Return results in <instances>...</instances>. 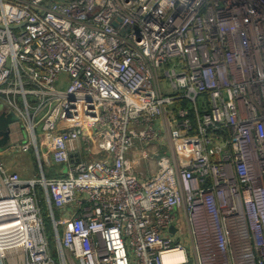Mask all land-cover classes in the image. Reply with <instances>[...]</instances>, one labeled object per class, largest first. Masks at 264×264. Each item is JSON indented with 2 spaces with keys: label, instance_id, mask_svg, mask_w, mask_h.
<instances>
[{
  "label": "built area",
  "instance_id": "obj_1",
  "mask_svg": "<svg viewBox=\"0 0 264 264\" xmlns=\"http://www.w3.org/2000/svg\"><path fill=\"white\" fill-rule=\"evenodd\" d=\"M0 106V264H264V0H0Z\"/></svg>",
  "mask_w": 264,
  "mask_h": 264
},
{
  "label": "rangeland",
  "instance_id": "obj_2",
  "mask_svg": "<svg viewBox=\"0 0 264 264\" xmlns=\"http://www.w3.org/2000/svg\"><path fill=\"white\" fill-rule=\"evenodd\" d=\"M188 104L191 107L193 106L192 103H190L189 101H188ZM0 108H1V106H0ZM19 129H20L22 134L17 135L15 139L18 140L20 143L26 144L27 138L25 136V131L23 128H19ZM38 136H40V135L38 134ZM156 145L159 148V143H156ZM161 152H162V147L155 154L161 155ZM155 154L151 155L150 158L157 160L158 157ZM0 161L8 171H10V169H13V168L19 169V172H21L20 176L24 179H31V178H38L39 177V173L37 171L38 163H37V160H36L35 155H34V151L32 150L31 146H28V150L21 151L20 153L12 152L8 155L3 154L0 156ZM56 168L61 169V171H65V167L57 166ZM141 169L145 172V177H148L149 170H150L148 165L146 163L143 164ZM36 194H37V198L40 202V207H41V211H42V216L44 218L45 227L49 228L50 220H49V217H47V208L45 205L44 191L43 190L41 191L39 188H37ZM67 211L72 212L73 208L71 206H68ZM180 241L182 242V244L184 245L186 250L189 252L191 245H190L189 234H188V231L186 229L185 230L184 229L178 230L177 234L175 235L174 242L172 244L180 242ZM50 245L52 246V241L50 242ZM54 260L56 263H58V258L56 256V254H54Z\"/></svg>",
  "mask_w": 264,
  "mask_h": 264
},
{
  "label": "water",
  "instance_id": "obj_3",
  "mask_svg": "<svg viewBox=\"0 0 264 264\" xmlns=\"http://www.w3.org/2000/svg\"><path fill=\"white\" fill-rule=\"evenodd\" d=\"M12 122H14V120L11 119L10 114L9 115H5L4 113L0 114V148L4 147L9 140L8 125ZM170 231L174 232L175 228H171Z\"/></svg>",
  "mask_w": 264,
  "mask_h": 264
},
{
  "label": "crops",
  "instance_id": "obj_4",
  "mask_svg": "<svg viewBox=\"0 0 264 264\" xmlns=\"http://www.w3.org/2000/svg\"><path fill=\"white\" fill-rule=\"evenodd\" d=\"M8 143V142H7ZM152 149H154V147L152 146V147H150V148H148V150H151L152 151ZM145 150V149H144ZM132 165L134 166V167H136L137 168V170H140L141 168H142V166H143V164H145V163H143V161L141 162V160H140V162L139 161H137L136 160V158H133L132 160ZM148 167L150 168V172H154L155 171V162H153V161H148ZM9 169V168H8ZM56 170H58L59 172H61V169H57L56 168ZM10 171H13V172H16L17 174H19L20 175V173L21 172H19V169H17V168H13V169H10ZM37 171H38V169H37Z\"/></svg>",
  "mask_w": 264,
  "mask_h": 264
},
{
  "label": "bare ground",
  "instance_id": "obj_5",
  "mask_svg": "<svg viewBox=\"0 0 264 264\" xmlns=\"http://www.w3.org/2000/svg\"><path fill=\"white\" fill-rule=\"evenodd\" d=\"M181 259L182 256L180 253H170L163 258V261L164 263L168 264V263L180 261Z\"/></svg>",
  "mask_w": 264,
  "mask_h": 264
},
{
  "label": "trees",
  "instance_id": "obj_6",
  "mask_svg": "<svg viewBox=\"0 0 264 264\" xmlns=\"http://www.w3.org/2000/svg\"><path fill=\"white\" fill-rule=\"evenodd\" d=\"M60 175L53 174L52 171L47 174V177H59Z\"/></svg>",
  "mask_w": 264,
  "mask_h": 264
}]
</instances>
